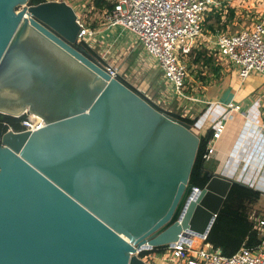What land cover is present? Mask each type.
Listing matches in <instances>:
<instances>
[{"label": "water", "instance_id": "obj_1", "mask_svg": "<svg viewBox=\"0 0 264 264\" xmlns=\"http://www.w3.org/2000/svg\"><path fill=\"white\" fill-rule=\"evenodd\" d=\"M79 28L66 1L0 0V113L46 123L2 136L0 264H152L135 246L208 234L236 181L210 170L195 190L201 136L111 75Z\"/></svg>", "mask_w": 264, "mask_h": 264}, {"label": "built area", "instance_id": "obj_2", "mask_svg": "<svg viewBox=\"0 0 264 264\" xmlns=\"http://www.w3.org/2000/svg\"><path fill=\"white\" fill-rule=\"evenodd\" d=\"M111 9H105V18L111 25H119L132 32L144 45L146 52L158 62L165 81L177 96L190 99L189 68L182 55L189 54L198 47L208 13L222 5L221 0H109ZM78 42L87 41L93 31L81 19ZM216 49L223 64H234L239 76L246 79L251 73L264 74V19H258L242 29L231 32L221 31L217 35ZM111 75L118 76L110 65ZM191 99H194L193 97ZM241 106L229 103L228 110L238 111ZM228 113V112H227ZM213 121L212 136L207 144L204 158L214 159L219 151L218 141L224 135L228 114ZM23 129L35 131L45 126L44 119L36 114L26 113L21 120ZM7 130H14L9 126ZM6 130V131H7ZM0 132V147L3 145ZM257 189H260L256 187ZM199 190V187H195ZM264 196V189L262 190ZM254 228L260 241L255 246L243 245L231 255H226L219 247L206 242L204 236L189 233L173 244L154 247L148 244L135 246L132 254L142 259H153V264H264V213L252 212ZM199 241V242H197ZM159 253V254H157Z\"/></svg>", "mask_w": 264, "mask_h": 264}, {"label": "rangeland", "instance_id": "obj_3", "mask_svg": "<svg viewBox=\"0 0 264 264\" xmlns=\"http://www.w3.org/2000/svg\"><path fill=\"white\" fill-rule=\"evenodd\" d=\"M62 1H66L68 4H70L74 8L77 17L81 18L93 31L92 34L87 36V41H85L95 51L96 54L92 53L94 54L93 56L98 58L102 64L112 66L119 74L118 77L132 85L134 88L141 90L150 100L158 102L161 101L160 104L162 109L170 113H182V116H184L186 113H189L187 110L190 109V105L193 106L195 101L201 99L198 95L195 96V94H197L195 91L191 90L192 86L190 84L194 83L193 86H195V88L196 86H199L197 83H195L193 78L199 77L202 80L203 77L209 76L210 74L211 78H215V75L210 72H206V70L213 68L211 72L215 73L214 69L216 66H214V60L221 63V60L218 58V50L215 48V46H213L212 50L207 49L204 52L202 51V60L198 62L197 66H195L196 63H193L195 62L194 59L199 55V53L195 50L200 49L196 46V48L192 49L189 54L182 55L181 59L189 68L190 77L188 78L189 82L187 81V85L190 89L188 91L189 96L191 98L195 96L197 100L177 96V94H174L172 91L171 84L165 81L163 72L158 65V62L154 59V57L146 52L144 45L139 42V40H137L136 36L132 32L124 29L122 26L109 24L105 18L106 15L104 9L94 6L92 0ZM246 3H252V5H255L252 11L244 9L243 6H240V4ZM240 4L236 7V9L239 10L237 23L233 24L231 21L229 23V27H226V23H219L216 27L219 31L224 28L223 30L229 29L231 32H234L244 26L250 25L259 18L264 19L261 18L262 16H259V14H261V10H258L264 9V0H242ZM226 7L227 17L230 18L228 15L230 14V9L232 7H229L228 5ZM235 15H237V13ZM208 23L210 22L207 18L202 32L205 35L209 34L207 31ZM80 43L81 42H78V44ZM198 45L200 44L198 43ZM209 51H212L213 55L212 52ZM202 82L205 83L206 81L202 80ZM201 110L202 109H197V107L194 106L191 117L198 115ZM261 124V132L264 133V121ZM193 129L198 133L196 124L193 126ZM248 135L250 136L248 141L241 140V147L244 149L248 148V150H242L240 153L228 155L227 162H231L233 168L235 169L233 175H235L237 178L244 181H253V175H258L260 170L256 168L251 173H248V170L251 168L254 161L252 155L244 154L245 152L251 150V146L254 141L252 131L248 132ZM247 175L250 176V180L246 177ZM253 209V211H260L264 213L263 195L262 198L254 205ZM143 260L147 261L146 259ZM148 260L149 261L147 262L152 264L154 263L153 259Z\"/></svg>", "mask_w": 264, "mask_h": 264}, {"label": "crops", "instance_id": "obj_4", "mask_svg": "<svg viewBox=\"0 0 264 264\" xmlns=\"http://www.w3.org/2000/svg\"><path fill=\"white\" fill-rule=\"evenodd\" d=\"M221 1L222 5L220 7L215 8L208 13L207 18L210 23H208L207 31L209 34L205 35L202 33L199 37V41L201 43L199 42L200 45H198V48L200 49L195 50L198 53H201L202 51L204 52L207 49L212 50L213 46L216 48L217 35L224 29L223 28L219 31L218 28H216L219 23H226V27H229V23L231 21L233 24H236L238 21L239 10H237L236 7L239 6L242 0ZM227 5L234 9V15L237 13V15L233 16V18L227 17ZM240 6H243L244 9L252 11L255 5H252V3H246L240 4ZM258 10H261L260 13L262 14H259V16L264 18V9ZM209 25H212V28ZM223 31L230 30L227 29ZM223 62V60H221V63L214 60V66L217 67V69H214L216 74L211 72L213 68L206 70V72H210L215 75V78H211V74L209 76H205L202 78L203 81H206L205 83L202 82L199 77L193 78L195 83L199 86H196L195 88V86H193L194 83H192L190 84L192 86L191 90L195 91L197 93L195 96L198 95L201 99L197 100L196 97L193 96L194 99L192 100L197 101L193 103V106L190 105V109L187 110L189 113H184L185 115H183H189V117H191L194 106L197 107V109H202L201 112L195 116L197 117V121L195 123L197 125V131L201 136L205 134L209 128L213 127V121L218 116L221 117L228 112L226 130L222 138L217 143L219 151L217 155L214 156L215 158L212 159L214 163L211 162V165L214 166V171L222 173L224 176L233 178L236 181L248 184L255 189L258 187L260 188L258 190L261 191V189H264V133L261 132V123L264 121V74L253 72L246 79L242 80L239 76V69L236 65H223ZM193 63H196L195 66L198 65V62ZM153 102L162 108L160 104L161 101ZM231 102L241 106L239 112L235 110H228V105ZM250 131H252L254 141L251 146V150L245 152L244 154L252 155L254 161L251 168L248 170V173H251L256 168H258L260 172L258 175H253V181H244L233 175L235 169L233 168L231 162H227V156L240 153L242 150H248V148L244 149L241 147V140L248 141L250 139L248 132ZM246 177L249 180L251 179L249 175Z\"/></svg>", "mask_w": 264, "mask_h": 264}, {"label": "trees", "instance_id": "obj_5", "mask_svg": "<svg viewBox=\"0 0 264 264\" xmlns=\"http://www.w3.org/2000/svg\"><path fill=\"white\" fill-rule=\"evenodd\" d=\"M45 1L47 0H30L31 4H40ZM92 1L93 5L100 9H111L113 7V3L109 0ZM228 16L230 18L234 16L233 8L230 9V14ZM209 26L212 27V25ZM79 45L91 54L95 53L92 47H90V45L86 42L82 41ZM194 60L195 62L201 61L202 54L199 53ZM215 69H217V67H215ZM130 86L134 88L132 85ZM154 104L160 108L159 105L156 103ZM172 114L186 120L192 126H194L197 121V117L192 118L189 116H182V113ZM24 117L25 115L21 117H13L0 113V132L4 133L9 126H12L16 130L23 129L21 120ZM211 136L212 128H209L205 134L201 135L197 157L190 176V182L195 187L203 188L210 178L209 171L214 170V166L211 165V162L214 163V161L212 159L207 160L203 156L206 152L207 144ZM261 198L262 192L260 190L243 182L235 181L215 219V222L213 223L211 230L208 233L206 242L212 244L214 247L221 248L222 252L226 255L235 253L243 245H257L260 238L258 231L254 228L255 221L252 217V212L254 210V205ZM257 214L262 215L263 212L257 211Z\"/></svg>", "mask_w": 264, "mask_h": 264}, {"label": "bare ground", "instance_id": "obj_6", "mask_svg": "<svg viewBox=\"0 0 264 264\" xmlns=\"http://www.w3.org/2000/svg\"><path fill=\"white\" fill-rule=\"evenodd\" d=\"M49 9L47 8V11H48ZM44 12V11H43ZM41 15H44V14H41ZM78 18V17H77ZM37 115V114H36ZM40 116V115H39ZM45 126H46V123H45ZM261 130V129H260ZM11 137V136H10ZM124 237V236H123ZM125 239H126V237H124Z\"/></svg>", "mask_w": 264, "mask_h": 264}]
</instances>
